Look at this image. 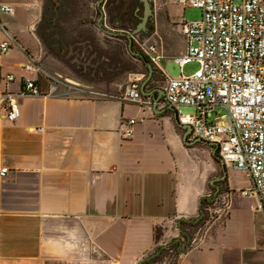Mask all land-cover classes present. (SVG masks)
<instances>
[{"label":"crops","instance_id":"crops-1","mask_svg":"<svg viewBox=\"0 0 264 264\" xmlns=\"http://www.w3.org/2000/svg\"><path fill=\"white\" fill-rule=\"evenodd\" d=\"M46 3L0 0L13 9L0 14V37L16 39L0 57V94L15 93L21 111L10 122L0 108V167L9 170L0 176V264H139L165 249L176 252L175 264H264V214L254 198L241 221L230 217L190 246L183 234L211 187L218 191L226 180L231 190H242L249 181L241 186L244 174L228 165L225 175L205 141L218 171L198 168L187 155L197 138L172 118L161 97L166 93L157 90L171 78L160 62L185 53L180 30L169 33L166 55L155 63L165 84L151 78L144 86L149 75L132 70L112 72L107 80L77 63H55L38 33ZM30 58L45 73L100 94L60 96L61 87L55 95L21 96L26 79L44 93L52 82L22 68ZM133 78L150 104L120 98ZM132 118L133 134L124 138Z\"/></svg>","mask_w":264,"mask_h":264},{"label":"built area","instance_id":"built-area-1","mask_svg":"<svg viewBox=\"0 0 264 264\" xmlns=\"http://www.w3.org/2000/svg\"><path fill=\"white\" fill-rule=\"evenodd\" d=\"M173 3L202 10L201 18L184 20L180 32L185 38V53L176 58L181 74L167 78L165 98L176 109L180 124L191 128V134L209 143L225 165L247 176L249 186L243 195L254 198L264 214V0H171ZM13 9L0 4V14ZM14 36L0 37V57L16 44ZM155 63L160 58L153 59ZM192 62L199 67L190 75L184 69ZM25 71L37 72L51 79L43 92L36 81L26 79L21 96L57 94L92 97L97 91L53 77L30 58L22 65ZM14 75L8 74L7 81ZM121 99L134 104L151 102L142 95L140 81L133 78L122 92ZM15 93L0 94V108L5 118L15 122L21 111ZM190 107L191 114L181 108ZM129 119L123 137L130 138L133 125ZM9 170L0 167V176Z\"/></svg>","mask_w":264,"mask_h":264},{"label":"rangeland","instance_id":"rangeland-1","mask_svg":"<svg viewBox=\"0 0 264 264\" xmlns=\"http://www.w3.org/2000/svg\"><path fill=\"white\" fill-rule=\"evenodd\" d=\"M99 2L100 0H65V7L60 12L55 36H62L66 41L65 43L71 46L70 52L74 53L75 50L77 51L75 59L68 57L65 59L66 57L64 55H54V53H51L47 49L42 40L41 42L44 48L53 54L57 65L62 63L66 68L70 67L72 63H88L90 66L96 65L98 69H101L103 79L108 80L112 76V72L126 70H132L135 73L141 71L144 74L143 78H146L149 75V68L143 61L131 55L128 49L129 42L127 39L108 36L98 27V20L100 18ZM151 2L154 12L149 20V27L154 26L153 32H150L148 36L144 35L145 33H140L134 40V48L137 52H141L149 58L148 61L154 69L152 79L158 83L165 84V76L159 67L161 66L164 69L163 71H166L171 78H175L181 74L180 67L173 58L166 57L163 61L164 63L160 62L159 67L153 62V59L159 57L162 60L164 58L163 56L166 55L165 45L169 33H178L181 29V23L184 20L189 22L201 18L202 10L173 3L171 0H151ZM139 4L125 12L129 16L133 11L136 14L135 19L129 18L128 16H124V19H121L116 11V13L110 16L108 15V10L113 8L108 4V0H105L101 6L105 13L106 28L119 30L113 28L114 24L112 22L116 20L128 29L124 30L125 32H131L132 29L137 27L140 22L139 18L142 16L143 10ZM41 31L47 36L45 27H42ZM73 48L76 49L73 50ZM198 67L199 65L196 62H192L185 67L184 73L190 75ZM192 111L193 109L190 107L181 108L183 114H191ZM170 115L174 118L172 112H170ZM188 147L187 155L196 163L195 165L198 168L201 170L218 171L213 151L209 145L195 141L191 145H188ZM244 175L239 177V181L241 182V186L247 187L248 179ZM218 187L220 191L217 193L216 198H214V193L217 190L213 187L210 188V192L205 198L202 209L203 217L197 223L187 227L192 241L193 237L201 239L209 232H213L216 228L224 226L230 217L233 222L241 221L243 219L242 216L249 213V208L253 200L244 196L242 190H231L226 180L220 181ZM257 214L261 215L259 213ZM199 216H201V213ZM259 219H261V216H259ZM193 244L195 243L189 242V246ZM176 257V252H170L165 249L144 264H160L161 262L163 264H175Z\"/></svg>","mask_w":264,"mask_h":264},{"label":"trees","instance_id":"trees-1","mask_svg":"<svg viewBox=\"0 0 264 264\" xmlns=\"http://www.w3.org/2000/svg\"><path fill=\"white\" fill-rule=\"evenodd\" d=\"M138 3H139L138 0H108V4L112 6L113 8V9L108 10L109 12L108 15L110 16L113 13L117 12L118 16H120L121 19L122 18L124 19V16H128V14H126L125 12L134 8L135 5L137 6ZM64 5H65V0H47L46 8H45L44 15H43V20L38 27V33L40 37L42 38V40L44 41L45 46L51 53H54V55H57V56L64 55L66 57L65 59H67V57L70 59H75L76 53H77V51L75 50L76 48L75 49L73 48V50H75L74 53L70 52L71 46L68 43H65L66 41L62 38V36H55L57 33L56 29H57V24L59 22L60 12L62 9H64L65 7ZM139 6L141 7L140 4ZM128 17L135 19L136 14L132 11ZM112 23L114 24L113 28L120 29L121 31L128 30L123 24H120L119 21L115 20ZM42 27H45V30H46L45 33H47V36H45L44 32L41 31ZM153 28H154L153 25L150 26L148 28V32L145 33L144 35L148 36L150 32H153ZM116 37H120V36H116ZM120 38L124 39L125 37H120ZM133 48H134V44H133ZM144 56H145L144 59L137 58L136 56H133V57H136L137 59L143 62L148 61L149 58L145 54ZM79 65L81 66L83 65L86 68V72L89 75H92L96 71L102 72L101 69H98L96 67V65L90 66L88 63H80ZM90 69L93 70L92 73L90 72ZM214 156L218 157L219 155L218 153H215ZM204 201L205 199L203 200V203H202L203 205H204ZM202 209H203V206L200 209V213L203 212Z\"/></svg>","mask_w":264,"mask_h":264},{"label":"water","instance_id":"water-1","mask_svg":"<svg viewBox=\"0 0 264 264\" xmlns=\"http://www.w3.org/2000/svg\"><path fill=\"white\" fill-rule=\"evenodd\" d=\"M140 5H141V9L143 10L142 11V16L139 18L140 19V22L138 23L137 27H135L134 29L131 30V32H125V31H121L120 29L119 30H115V29H108L106 28V24H105V13H104V9L102 8L101 4L105 2V0H100L99 2V7H100V18L98 20V27L104 31L105 34H107L108 36H112V37H116V36H120V37H125L129 44H128V49H129V52L133 55V56H136L137 58H141V59H144L145 56L143 53L141 52H137L134 48H133V44H134V40L135 38L140 34V33H147L148 32V28H149V20L150 18L153 16V5H152V2L151 0H138ZM140 10V9H139ZM144 63L148 66L149 68V71H150V74H149V77H147V79L145 80L144 82V86L146 85V83L153 77L154 75V69H153V66L152 64L149 62V61H144ZM143 86V89H142V92L143 94L145 95V93H147L144 89L145 87ZM158 91H161L163 93L164 90L159 87L157 88ZM163 99H165V94H163L161 96ZM167 111H171L173 112L174 114V117L177 121H179L178 119V116H177V112H176V109L174 107H172L171 105L167 104ZM182 128L187 130L188 133H191V128L190 127H186V126H183L182 125ZM197 141L198 142H204L203 140H200L199 138H197ZM219 159L222 160V158L220 156H218ZM223 166H224V173L225 175H227V169L225 168V164L223 163ZM220 189L218 188V191ZM218 191L216 193H214V197H216V194L218 193ZM203 217V212H201V216H199L197 219H192L190 220L192 223H197L201 218ZM184 235H187V238L189 241H191V238L190 236L183 232ZM177 241H182V239H177ZM188 241V243H189ZM169 245H166V246H163L162 248L165 249L167 247H169ZM159 254V251L157 253H155L154 255H152L151 257H148V258H145L143 260H141L139 262V264H142L144 261H149L150 259L156 257L157 255Z\"/></svg>","mask_w":264,"mask_h":264},{"label":"flooded vegetation","instance_id":"flooded-vegetation-1","mask_svg":"<svg viewBox=\"0 0 264 264\" xmlns=\"http://www.w3.org/2000/svg\"><path fill=\"white\" fill-rule=\"evenodd\" d=\"M160 86L163 87L162 85H160ZM162 89L165 90L164 87H163ZM165 93H166V92H165ZM219 191H220V190H219ZM219 191H218V192H219ZM216 196H217V194H216ZM214 198H216V197H214Z\"/></svg>","mask_w":264,"mask_h":264}]
</instances>
